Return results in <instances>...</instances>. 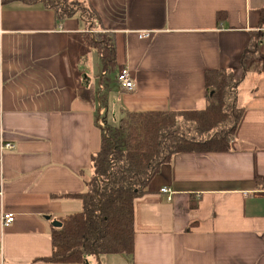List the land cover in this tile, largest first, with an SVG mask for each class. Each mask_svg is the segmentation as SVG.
Wrapping results in <instances>:
<instances>
[{"label": "crops", "instance_id": "0c3cea01", "mask_svg": "<svg viewBox=\"0 0 264 264\" xmlns=\"http://www.w3.org/2000/svg\"><path fill=\"white\" fill-rule=\"evenodd\" d=\"M86 1L115 33L114 70L127 66L134 89L115 80L98 91L110 71L100 59L94 84L100 53L84 34L95 30L77 14L59 19L40 0H0V264H264V0ZM256 31L260 50L237 87L243 113L230 149L177 153L161 166L135 200L132 256L44 260L52 221L82 208L99 123L108 130L128 111L205 107V70L239 75ZM3 213L13 222L3 225Z\"/></svg>", "mask_w": 264, "mask_h": 264}, {"label": "trees", "instance_id": "16d2710c", "mask_svg": "<svg viewBox=\"0 0 264 264\" xmlns=\"http://www.w3.org/2000/svg\"><path fill=\"white\" fill-rule=\"evenodd\" d=\"M40 1L53 8L59 19L77 14L86 29L95 30L92 36L84 34L88 44L100 53L103 70L115 69V33L103 26L100 15L88 1ZM259 25L264 26V6L260 9ZM261 35V31L253 32L242 51L239 75L226 68L205 70V107L128 111L118 126L102 128L100 147L91 155L87 188L79 195L82 208L60 219V225L52 228V253L44 260L84 263L87 255L132 256L135 200L145 194L149 181L161 166L177 153L230 149L243 113L237 103V87L249 58L260 50ZM81 90L89 103L95 100L93 88Z\"/></svg>", "mask_w": 264, "mask_h": 264}, {"label": "built area", "instance_id": "2783aa9c", "mask_svg": "<svg viewBox=\"0 0 264 264\" xmlns=\"http://www.w3.org/2000/svg\"><path fill=\"white\" fill-rule=\"evenodd\" d=\"M138 35L140 38H146V37L150 36V33L148 31H143V32H140ZM116 82L119 84V86L121 88H123L125 90H132L135 87L134 79H133L131 72L127 66H121L118 69L117 76H116ZM98 87L100 89L103 86H102V84H99ZM101 114H102L101 110H99V115H101ZM99 122H100V120H99ZM100 123H99V125L102 127L103 124H102V122H100ZM4 147L11 148L12 145L9 143H5L2 145V148H4ZM160 191L162 193H167V198L170 199V195H171L172 191L168 187H161ZM13 220H14L13 213H3L1 215V221H2L3 225L11 223V222H13ZM0 255H1V248H0Z\"/></svg>", "mask_w": 264, "mask_h": 264}, {"label": "rangeland", "instance_id": "374dc122", "mask_svg": "<svg viewBox=\"0 0 264 264\" xmlns=\"http://www.w3.org/2000/svg\"><path fill=\"white\" fill-rule=\"evenodd\" d=\"M74 1V0H73ZM81 5H83V3L79 2ZM100 73V57L98 55V53H94L93 54V66H92V81L94 82L95 85H97L98 83V75ZM94 75V76H93ZM116 76H117V73L116 71H111L108 75V78L109 79H104L103 82H102V85L104 83H110L112 85V88H115V80H116ZM103 88H104V85H103ZM99 110H101V113H102V108L99 107ZM103 118V117H102ZM104 124H103V129H104ZM113 127V126H111ZM106 130V129H105ZM103 134V132H101Z\"/></svg>", "mask_w": 264, "mask_h": 264}, {"label": "water", "instance_id": "95a60500", "mask_svg": "<svg viewBox=\"0 0 264 264\" xmlns=\"http://www.w3.org/2000/svg\"><path fill=\"white\" fill-rule=\"evenodd\" d=\"M60 225V221H58V220H53L52 221V226H59Z\"/></svg>", "mask_w": 264, "mask_h": 264}]
</instances>
